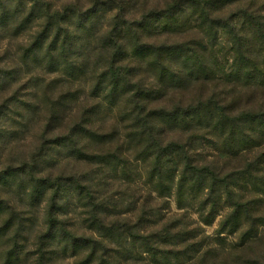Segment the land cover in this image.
Returning a JSON list of instances; mask_svg holds the SVG:
<instances>
[{"label": "trees", "instance_id": "obj_1", "mask_svg": "<svg viewBox=\"0 0 264 264\" xmlns=\"http://www.w3.org/2000/svg\"><path fill=\"white\" fill-rule=\"evenodd\" d=\"M2 43L0 264H193L192 210L254 248L264 0H0Z\"/></svg>", "mask_w": 264, "mask_h": 264}, {"label": "rangeland", "instance_id": "obj_2", "mask_svg": "<svg viewBox=\"0 0 264 264\" xmlns=\"http://www.w3.org/2000/svg\"><path fill=\"white\" fill-rule=\"evenodd\" d=\"M231 10L233 9H227L225 11V14L229 13ZM2 45L3 43L0 45V47ZM28 78V74H23L17 84H11V86H7L5 91L1 93L0 100L10 96L20 86V84H22L23 82H27ZM47 79H50L49 76H47ZM33 87L34 86L30 83L25 89L20 90V99L24 100L27 98L28 100H36V97H34L32 94L34 93ZM37 98H40V96L38 95ZM11 116L14 117V120H16L18 118V113H12ZM13 126H16L15 122L6 121L4 127L1 128L2 130H4V134L2 136V139L0 140V159L2 158L1 162L8 160L12 155V147L15 143L9 137L7 129L11 131ZM30 132L31 130L29 129V127L23 128L19 136H17L16 138L18 140L26 139L30 141L32 138V134ZM138 184L141 183L139 182ZM171 209L172 211H175L176 209V203L174 199L171 203ZM254 210L255 214L264 216V203L257 205ZM32 212V215H34L35 217L34 224L38 225L39 221H41L42 218V203L36 205ZM223 217L224 214L221 213V216H219L211 226H205L202 225L201 222H199L196 211H191L190 220L191 222H196V224L191 223V228H193L192 230H195V234L197 235L198 240H205V247L201 249L200 254H195L196 259L194 260L193 264H199L201 262L199 260H201L203 257H205V260L202 264H264V226H255L256 230H254V234H257V239H254V246H252L254 247L253 249L234 250L229 247L233 243L234 239H236V237L230 236L229 233H219L221 231L219 224ZM220 245H224V247H222L221 249ZM210 247H213L214 250H209ZM70 261H72V259Z\"/></svg>", "mask_w": 264, "mask_h": 264}]
</instances>
